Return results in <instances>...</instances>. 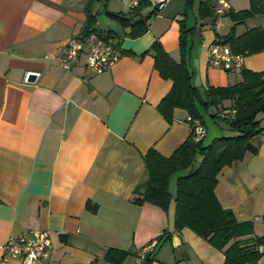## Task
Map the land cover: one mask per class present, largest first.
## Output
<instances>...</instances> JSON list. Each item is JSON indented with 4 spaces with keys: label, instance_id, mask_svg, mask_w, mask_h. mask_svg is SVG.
<instances>
[{
    "label": "crops",
    "instance_id": "crops-1",
    "mask_svg": "<svg viewBox=\"0 0 264 264\" xmlns=\"http://www.w3.org/2000/svg\"><path fill=\"white\" fill-rule=\"evenodd\" d=\"M89 1L0 0V264H20L4 262L2 247L10 236L24 232L50 236V257L37 264H110L105 260L109 249L133 253L124 264H143L145 247L165 231H174V201L168 213L148 203L140 206L134 203L135 190L147 179L144 156L150 150L168 158L191 137L190 116L176 109L168 123L160 115L158 106L172 82L160 77L152 54L141 55L158 40L179 61L186 0H166L150 20L148 32L137 39L108 15L121 30L112 26L105 31L97 21L96 29L121 53L119 61L99 75L88 71L85 52L69 71L61 66L70 39L83 37ZM98 1L92 7L97 17ZM228 1L234 12L250 5V0ZM114 4L107 1V14H124L117 13ZM157 4L152 1L142 14ZM224 15L217 19L219 23L223 17L222 24L196 19L188 27L197 28L189 60L204 88L241 80L238 74L210 67L217 35L224 37L233 27L237 36L253 28L264 31V16L235 25ZM243 59L244 69L264 71L263 52ZM30 74L38 75L36 81H28ZM230 107L225 102L219 116L230 115ZM260 116L264 120V114ZM212 119L220 122L214 126L221 134L209 137L203 120L205 144L233 134L221 119ZM251 144L258 153H247L242 162L225 167L215 192L220 205L231 209L239 222L253 223L251 238H259L264 236L262 134ZM262 256L259 264H264ZM224 261L223 252L184 229L173 234L153 264Z\"/></svg>",
    "mask_w": 264,
    "mask_h": 264
},
{
    "label": "trees",
    "instance_id": "trees-1",
    "mask_svg": "<svg viewBox=\"0 0 264 264\" xmlns=\"http://www.w3.org/2000/svg\"><path fill=\"white\" fill-rule=\"evenodd\" d=\"M96 0H90L86 8L87 19L83 37L86 38L96 29L97 16L92 14ZM194 0H186L184 19L180 21V61H175L164 50L157 40L141 57L152 54L160 77L172 82L170 92L158 106L160 115L168 123H172L174 111H186L192 120H199L204 125L201 109L216 108L218 112L211 117L221 119L233 132L230 136L214 138L205 144L204 138L195 142L194 135L178 148L171 157H163L154 150L144 156L147 179L135 190L138 195L134 199L137 205L144 203L159 207L168 213L171 203H175L174 231H165L156 240L153 249L146 252L143 264H153L159 251L171 242L174 233L189 229L197 236L207 241L216 250L223 252L224 264H259L264 255V236L251 238L254 234L252 222H239L230 209L220 205L216 196L218 175L231 164L241 161L247 153L256 155L258 148L251 144L253 138L264 131L259 116L264 113V71L254 72L247 69L241 71V80L228 87L205 88L209 100L205 104L201 100L198 88L195 87V76L191 70L188 54V40L197 33V28H188V13ZM152 6L151 0H142L140 6L127 14H107L112 20L124 28H129L132 39L142 37L148 32L149 22L159 11V5L144 16L143 10ZM199 17L201 20L212 19L215 26L218 19L214 0H199ZM225 15L235 23H244L255 16H264V0H250L247 10L234 12L230 10ZM224 15V16H225ZM203 24L200 26L202 28ZM100 33V32H99ZM214 44L228 46L234 55L244 57L264 53V31L253 28L243 35L237 36L235 27L228 35L220 37ZM127 55L134 53L126 52ZM231 103L228 116L221 118L225 102ZM199 164L194 169V163ZM184 173L178 177L176 194L170 192L171 179L175 174ZM263 248V251H260ZM134 256L133 253L109 249L105 260L110 264H124Z\"/></svg>",
    "mask_w": 264,
    "mask_h": 264
},
{
    "label": "built area",
    "instance_id": "built-area-1",
    "mask_svg": "<svg viewBox=\"0 0 264 264\" xmlns=\"http://www.w3.org/2000/svg\"><path fill=\"white\" fill-rule=\"evenodd\" d=\"M142 0H123L128 11L136 10ZM218 7V16L229 12L231 6L228 0H214ZM159 8L163 5L159 3ZM86 53V67L91 74L99 75L109 71L121 58V53L106 35L92 32L86 38L70 39L67 43L65 54L61 60V66L69 71L82 53ZM244 56L234 55L228 46L214 44L210 49V67L221 69L227 73L241 74L244 69ZM195 142H199L206 136V129L199 120L188 119ZM264 138V131L262 133ZM156 242L150 243L143 250L141 259L147 251L153 249ZM6 253L4 262L18 260L20 264H37L46 262L51 253L52 243L47 232H24L10 236L2 247ZM138 264H142L138 261Z\"/></svg>",
    "mask_w": 264,
    "mask_h": 264
},
{
    "label": "rangeland",
    "instance_id": "rangeland-1",
    "mask_svg": "<svg viewBox=\"0 0 264 264\" xmlns=\"http://www.w3.org/2000/svg\"><path fill=\"white\" fill-rule=\"evenodd\" d=\"M107 1L108 0H99L97 2L96 7H95V12L99 13L98 17H97L98 27H100L101 29H104L105 31H107L109 29V27L113 28L112 26H116L115 27L116 29L118 28L119 30H121V28L118 25L112 23V21L107 16V12H106V11H108L107 8H106ZM152 1L153 2H157L158 4L163 2L162 6H164V4L166 3L165 2L166 0H152ZM198 7H199V1L198 0H194L192 9L188 13V18H187L188 27H191L192 24L195 23L196 19H197V21H200V22H203V21L207 20V19L201 20V18L199 17V8ZM113 9L115 11H118L117 13H124L125 14V12H126V8H125L122 0H115V4L113 6ZM220 18H221V20H220L221 22L219 21V23L222 24L224 22L223 21V17H220ZM228 21L229 20H225V22H227V23H228ZM217 23H218V21H217ZM204 26L205 25L203 24L202 28ZM196 35L197 34H195V36H194L195 39H196ZM194 37L193 38L190 37L189 40H188V47L187 48H188V54H189L188 56H189V58H190V52L193 50L192 49L193 43L195 41H197V40H194ZM180 59H181V55H180L179 61H180ZM239 76H240V79H241V75H239ZM214 110H215V108H209L207 110L201 109L202 117L206 121V126H207V130L209 132V137H215V134H218V135L221 134V133L220 134L216 133L217 128L214 126L215 123H218V121H213V119L210 116L211 114H213ZM263 114H261L260 118L263 117ZM262 123H264L263 119H262ZM218 124H220V122ZM198 164H199V162H198V160H196V162L194 163V167L193 168L196 169L198 167ZM183 174L184 173H178V174H175L172 177L171 183H170V192L171 193H175L176 192L177 179H178V177L182 176Z\"/></svg>",
    "mask_w": 264,
    "mask_h": 264
},
{
    "label": "water",
    "instance_id": "water-1",
    "mask_svg": "<svg viewBox=\"0 0 264 264\" xmlns=\"http://www.w3.org/2000/svg\"><path fill=\"white\" fill-rule=\"evenodd\" d=\"M194 66H195V68H199L197 61L194 62ZM37 78H38V75L37 74H30L28 76V81L29 82H33V81H36ZM194 84H195V87L198 88L199 95L202 98L201 100H203V102L205 104H208L209 103V100H208V98L206 96L205 88L202 87V82H201V78H200V75L199 74H197V76L195 78Z\"/></svg>",
    "mask_w": 264,
    "mask_h": 264
}]
</instances>
